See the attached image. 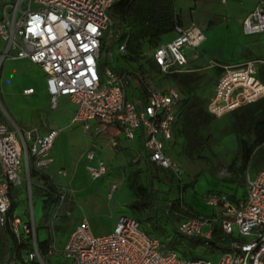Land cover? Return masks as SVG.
Returning a JSON list of instances; mask_svg holds the SVG:
<instances>
[{
    "label": "built area",
    "instance_id": "obj_1",
    "mask_svg": "<svg viewBox=\"0 0 264 264\" xmlns=\"http://www.w3.org/2000/svg\"><path fill=\"white\" fill-rule=\"evenodd\" d=\"M118 0H8L0 1L1 62L27 60L46 75L50 107L58 108L68 97L76 106L72 124L84 132L99 136L104 124L117 127L128 141L140 139L139 157L171 170L183 183L184 169L168 152L174 139V126L182 94L178 88L156 89L147 84L143 72L117 71L110 67L101 74L103 57L112 55L118 44L128 54L129 36L112 15ZM223 3L226 0H221ZM242 31L246 36L264 34V0L245 17ZM175 37L155 47L151 57L160 74L192 72L191 60L206 39L194 22L177 24ZM186 49H194L188 57ZM263 60L252 59L226 65L216 78L208 111L223 117L264 98V82L258 77ZM151 69V68H150ZM144 89L138 99L129 98L128 90ZM33 93V89L25 91ZM58 128L42 132L38 127L12 128L0 121V226H7L20 244L25 236L31 248L3 264H264V168L248 176L245 192L232 199L226 193L210 192L204 198L210 215L190 212L178 224L181 235L200 239L203 249L211 247L215 225L229 238L225 250L215 257L190 259L172 250L155 235L147 233L137 218L121 215L114 228L105 234L93 232L83 217L68 236L62 249L56 231L48 229L40 241L33 209V185L48 190L53 176L52 150L60 133ZM87 171L92 179L106 176L108 166L94 151L86 154ZM59 175L66 171L59 169ZM44 178H47L45 180ZM53 184V183H52ZM25 187L30 201V216L16 214L22 201L19 188ZM117 190L113 184L109 197ZM66 192L58 191L61 202ZM181 197L180 199H182ZM14 202H18L16 207ZM172 203H169L171 207ZM58 216H53V219ZM42 243L45 244L42 249ZM56 261L50 262L49 259Z\"/></svg>",
    "mask_w": 264,
    "mask_h": 264
},
{
    "label": "rangeland",
    "instance_id": "obj_2",
    "mask_svg": "<svg viewBox=\"0 0 264 264\" xmlns=\"http://www.w3.org/2000/svg\"><path fill=\"white\" fill-rule=\"evenodd\" d=\"M0 1L5 3L8 0ZM175 2L183 21L186 24L196 23L206 36L202 46L197 49L199 52L197 59L191 60V53L196 50L186 49V54L191 60L189 67L200 76V80L195 83V92L201 97L208 98L213 94V83L224 66L236 65L252 59L264 61V34L246 36L242 31L243 20L251 12V0H227V3L221 0H175ZM210 22L214 23L213 26H209ZM174 36L175 32L172 31L164 35L162 41L172 39ZM2 47L0 40V57ZM154 48L148 42H144L142 55L136 62H131L119 52L118 44H114L111 49L112 55L103 57L102 76L106 77L107 67L120 72L121 70L143 72L147 84L153 88H179V74H160L152 68L151 57ZM26 88H34L36 95L28 97L25 93ZM133 88H129L130 96ZM141 91L142 89L134 90L135 99H138ZM68 110L69 106L63 103L56 113L65 114ZM52 113L53 111L48 108L44 76L39 69L29 62L0 61V119L12 125V128H16V125L30 128L31 125H38L40 120L41 122L44 120L48 127L58 126L49 118ZM104 130L121 138L119 129L108 125L107 122L104 124ZM207 133L210 137L209 146L203 152L201 159L193 160L184 155L185 142L175 135L174 144L169 147L168 152L184 169L183 183L171 170L156 166L153 170V185L157 192L154 207L143 211L131 207V203L137 197L135 191L129 188L127 177L135 170H140L138 182L147 185V168L140 167V164L128 153L125 156L126 165L119 162L109 164V173L94 180L86 168V154L93 150H86L82 165L79 166L76 161L77 164L73 167L65 166L66 175H55L51 181L58 191L66 192L63 202L58 197L53 207L45 209L42 202L43 190L33 185V209L40 241L46 239L48 229L53 227L58 237V245L62 249L74 226L84 216L89 219L94 232L102 234L110 232L109 227L116 224L121 215H128L137 218L145 230L160 238L168 248H173L176 224L187 214L184 212L182 216H174L171 212L168 214L166 212L168 203L183 197L184 201L191 199L193 205L201 210L207 206L204 202L205 196L212 191H229L243 195L246 178L256 175L264 168V162L256 165L254 159L245 162L239 158L238 136L234 131L233 118L230 114L217 117ZM114 139V142L118 141L116 137ZM81 159L82 156H79L78 160ZM219 166H234V170L220 173L217 169ZM171 174L174 176V181ZM113 184L117 185V190L109 197ZM19 189L22 201L16 209V214L28 219L30 201L25 187ZM87 201L89 203L85 205ZM185 205L188 206L187 202ZM83 207L86 209V215L81 213ZM53 216L58 218L53 219ZM168 218L172 220L170 223H167ZM153 222L163 227L164 233L156 232ZM0 233L7 239L10 238L7 226L1 227ZM178 249L187 257L194 255L211 259L216 257L212 252L204 249L190 251L185 246H179ZM56 260L49 259L50 262Z\"/></svg>",
    "mask_w": 264,
    "mask_h": 264
},
{
    "label": "trees",
    "instance_id": "obj_3",
    "mask_svg": "<svg viewBox=\"0 0 264 264\" xmlns=\"http://www.w3.org/2000/svg\"><path fill=\"white\" fill-rule=\"evenodd\" d=\"M112 15L115 17L118 24L123 26L129 36L128 54L122 55L131 62H136L141 54L144 42L157 47L161 44L162 37L174 31L177 24H182L180 16L177 12L175 0H118L112 8ZM214 23L210 22L209 26ZM152 68L156 66L151 62ZM126 71V70H121ZM220 70L217 77L221 74ZM258 77L264 82V64L259 68ZM200 80L199 74L195 71L179 74V90L182 94V99L178 108V120L174 126V135L180 137L185 142L183 153L186 157L193 160L201 159L203 152L209 146L210 137L207 133L208 128L217 119L207 109L208 98L201 97L195 92V83ZM213 83V90H214ZM144 90V89H142ZM233 118V128L238 136L239 158L245 162L254 159L256 165L264 162V98L259 99L251 104L241 107L238 110L230 113ZM248 138H244V137ZM156 164L149 161L147 167V185L138 182L140 170H135L127 177V183L131 190L135 191L137 199L131 203V207L137 211L153 209L157 192L153 185V170ZM220 173L232 172L234 166L223 167L219 166ZM174 181V176L171 174ZM47 180V178H44ZM48 184V190L43 192V207L49 209L55 205L58 200V189L54 184ZM183 188V187H182ZM217 193H226L232 199L242 194L236 195L229 191H212ZM244 194V193H243ZM18 202H14L16 207ZM181 205L185 206L190 212H193L190 206L185 205L184 199H177L172 203L166 212L172 213L174 216H182L184 210ZM185 213V212H184ZM185 218V217H184ZM183 218V219H184ZM139 221V220H138ZM172 220L167 219V223ZM181 221V220H180ZM176 224V232L173 238L172 250L179 252V246L188 247L190 251L203 249L200 239L190 238L181 235ZM140 222V221H139ZM141 223V222H140ZM153 227L156 232L164 233V229L153 222ZM1 228V226H0ZM144 229V228H143ZM10 238L4 237L0 233V264L12 258L15 253L21 254L31 248L30 239L24 238L22 243H18L13 232L8 228ZM145 230V229H144ZM147 233L151 232L145 230ZM154 235V234H152ZM157 237V236H156ZM229 238L222 234V229L219 225H215L214 238L210 242L211 247L204 249L212 252L215 256L225 250V244ZM45 244L42 243V249ZM182 256L187 257L183 252H179ZM190 259H201V256L187 257Z\"/></svg>",
    "mask_w": 264,
    "mask_h": 264
},
{
    "label": "crops",
    "instance_id": "obj_4",
    "mask_svg": "<svg viewBox=\"0 0 264 264\" xmlns=\"http://www.w3.org/2000/svg\"><path fill=\"white\" fill-rule=\"evenodd\" d=\"M225 3H227V0ZM257 3H258V0H251L252 7H251L250 11H252L255 8ZM177 12L180 16L182 24L188 25V24H186V22L183 21L181 13L178 11V9H177ZM172 39H169V40L164 41V42L161 40V43L170 42ZM2 50H3V47H2ZM8 61H10V62H29L27 60H6L5 62H8ZM29 63L32 64L34 67L38 68L44 76V86H45V90H46V93L48 96V108L53 111L52 115H50L49 118L53 119V121H55L58 125V126L48 127L44 120H42V122L40 120V123L38 125H35V124L31 125L30 128L38 127L43 133L46 132L50 128H58L61 130L56 141H55V144H54V147L52 150V156H53L55 161H54V164L51 166L50 172H51L53 177L55 175L59 176V174L57 173V171L59 169H65V166L73 167V165H76L77 164L76 161L78 162L79 166L82 165L83 160H84L83 156L85 155L86 150H89V149H92L99 158H102L103 160H105V162L107 163V166H108L107 174L109 173V169H110L109 164L113 165V164H117L119 162L121 164L126 165L127 161L125 160L126 159L125 156L128 153L134 157L135 161L140 164V167L147 168L149 166V160L147 158L139 157V153H140V150L142 148L140 139L135 140V141H128L122 136V134H121V138H119V137H117L116 134H113L108 130H104L102 135L99 137L98 136L93 137L89 134H86L84 132L82 126H80L79 124H72L71 121H72V117L74 115V112L76 110V106L69 100L68 97H62L60 99V103H59L58 108L55 110L51 109L50 97H49V94H48L47 88H46V75L39 66H37L31 62H29ZM29 89H33V93L26 94V95H28V97L31 98L32 96L36 95L35 89L34 88H26L25 91L29 90ZM139 94H141V92ZM133 95H134V90H132V95H131L132 97L129 95V90H128V97L129 98H135ZM63 103H65L69 106V110L65 114L56 113V111L59 110L60 106ZM0 121L5 122L4 120H1V119H0ZM10 126L12 127V125H10ZM16 126L20 127L18 125H16ZM20 128H23V127H20ZM115 137L118 140L117 142H114ZM174 141H175V135H174V139L171 142L170 146H172L174 144ZM79 156H82L81 160H78ZM87 164H88V161H87ZM77 178H78V176L75 178V180ZM186 202H187L188 206H190V208H192V210L198 214H204V215H210L211 214V209L208 208L207 206H205L204 208L199 210L193 205V201L191 199L190 200L186 199L185 203ZM88 203L89 202L87 201L85 203V205H87ZM81 213L86 215V209L84 207H83V210ZM84 217H86V216H84ZM80 221L78 223H80ZM114 226H115V223L109 227L110 231L114 228ZM104 231H106V230H104ZM93 232H94V230H93ZM105 233H107V232H103L102 234H105ZM95 234L101 235L99 233H95Z\"/></svg>",
    "mask_w": 264,
    "mask_h": 264
}]
</instances>
